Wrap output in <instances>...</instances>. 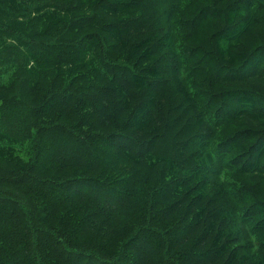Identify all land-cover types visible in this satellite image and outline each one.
Wrapping results in <instances>:
<instances>
[{
	"label": "trees",
	"instance_id": "trees-1",
	"mask_svg": "<svg viewBox=\"0 0 264 264\" xmlns=\"http://www.w3.org/2000/svg\"><path fill=\"white\" fill-rule=\"evenodd\" d=\"M0 264H264V0H0Z\"/></svg>",
	"mask_w": 264,
	"mask_h": 264
}]
</instances>
